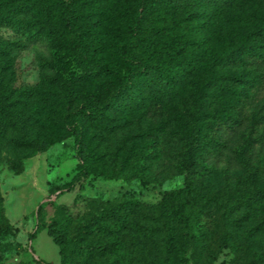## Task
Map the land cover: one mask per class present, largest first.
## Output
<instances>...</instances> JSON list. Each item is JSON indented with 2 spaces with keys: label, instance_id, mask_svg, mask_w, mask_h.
<instances>
[{
  "label": "rangeland",
  "instance_id": "obj_1",
  "mask_svg": "<svg viewBox=\"0 0 264 264\" xmlns=\"http://www.w3.org/2000/svg\"><path fill=\"white\" fill-rule=\"evenodd\" d=\"M97 16L95 35L107 42L99 62L103 76L84 74L72 37L64 32L53 44L42 41L0 59V90L12 118L20 120L0 135V264H43L37 257L60 264L57 245L40 228L71 213L75 218L66 230L68 242L73 241L89 213L86 199L94 197L137 199L151 214L165 218L173 207L191 217L192 227L171 224V264H255L254 255L264 248V198L236 207L256 186H264V66L247 69L251 85L242 93L213 95L208 121L194 123L186 111L203 82L198 73L176 90L170 107L154 106L135 111L130 121L120 119L116 135L103 129L78 133L80 97L97 87L112 92L131 68L126 53L111 51V39L122 41L121 16L111 10H99ZM262 22L264 0H250L234 16L205 26L204 42L193 52L209 58L227 45L232 25ZM13 33L0 24V44L8 45ZM69 92L76 95L74 103L66 99ZM235 112L231 125L228 117ZM27 114L31 121L21 122ZM207 124L222 126L225 136L207 153L201 170L182 171L180 137L201 133ZM42 141L48 146L33 154L30 143ZM109 153L118 155L115 169ZM183 188H190L194 198L172 193Z\"/></svg>",
  "mask_w": 264,
  "mask_h": 264
},
{
  "label": "trees",
  "instance_id": "obj_2",
  "mask_svg": "<svg viewBox=\"0 0 264 264\" xmlns=\"http://www.w3.org/2000/svg\"><path fill=\"white\" fill-rule=\"evenodd\" d=\"M250 0H0V24L12 28L14 39L8 45L0 44V59L16 54L19 49L42 41L53 44L59 33L72 37L73 47L82 62L85 75L103 76L99 62L106 48L94 29L99 24L97 12L111 10L121 16L125 29L122 41L111 39V51L120 50L129 56L128 75L115 85L112 92L97 87L93 93L81 96L77 115L78 133L103 129L118 134L124 118L132 119L135 111L147 112L154 106L170 107L175 92L184 87L189 76L201 73L196 98L186 111L194 123L208 121L213 107L210 99L216 93L239 94L251 85L247 69L264 66V22L232 25V36L217 54H195L194 47L203 41L202 30L221 23L241 10ZM98 20V19H97ZM200 21L203 25H198ZM203 26V27H202ZM189 29L188 33L181 32ZM107 43V42H106ZM97 62V63H96ZM3 79L0 76V87ZM74 103L76 95L67 93ZM5 96L0 90V135L15 128L20 120L13 119ZM235 113L228 122L235 123ZM24 116V115H23ZM25 115L21 122H30ZM223 125H228L223 122ZM222 126L206 125L201 133H183L182 171L201 170L207 153L216 150L225 136ZM33 154L44 151L47 141L32 142ZM81 144V152L84 145ZM109 163L118 165V155L109 153ZM80 191V188H79ZM194 198L190 188L175 190ZM79 196V195H78ZM264 198V186H256L236 208H246ZM89 213L80 220L77 237L68 242L67 224L75 217L63 215L40 229L57 245L60 264H171L174 252L175 226L192 227L191 217L176 208L164 218L162 213H150L137 199H86ZM152 209V208H150ZM80 219V216L77 217ZM170 219V223L167 220ZM190 235L195 238L191 231ZM142 243V247H137ZM149 248L148 253L144 247ZM255 264H264V248L255 255Z\"/></svg>",
  "mask_w": 264,
  "mask_h": 264
},
{
  "label": "crops",
  "instance_id": "obj_3",
  "mask_svg": "<svg viewBox=\"0 0 264 264\" xmlns=\"http://www.w3.org/2000/svg\"><path fill=\"white\" fill-rule=\"evenodd\" d=\"M36 257H37V256H36ZM37 259L40 260L43 264H47L45 260H43V259H41V258H39V257H37Z\"/></svg>",
  "mask_w": 264,
  "mask_h": 264
}]
</instances>
